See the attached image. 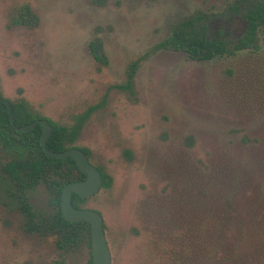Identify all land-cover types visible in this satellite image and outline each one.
Wrapping results in <instances>:
<instances>
[{
  "label": "rangeland",
  "instance_id": "374dc122",
  "mask_svg": "<svg viewBox=\"0 0 264 264\" xmlns=\"http://www.w3.org/2000/svg\"><path fill=\"white\" fill-rule=\"evenodd\" d=\"M234 1L0 0V102L81 124L66 149L107 176L80 207L102 215L111 264H264V29L257 49L211 60L153 49ZM24 220L0 201V264H88L84 242L63 249Z\"/></svg>",
  "mask_w": 264,
  "mask_h": 264
},
{
  "label": "trees",
  "instance_id": "16d2710c",
  "mask_svg": "<svg viewBox=\"0 0 264 264\" xmlns=\"http://www.w3.org/2000/svg\"><path fill=\"white\" fill-rule=\"evenodd\" d=\"M28 13L27 8L21 11L22 16ZM216 19L221 22L216 23ZM237 21L243 25L239 35L227 28V24L232 25ZM260 29H264V0H235L219 14L198 12L185 18L175 24L170 35L153 49L183 50L190 59L198 61L224 55L233 56L244 49H257V33ZM133 71L134 67H131L129 80ZM118 87L124 88V85ZM10 103L17 125L41 117L31 115L22 101ZM46 119L51 125L46 147L53 151H62L70 146L81 124L69 127ZM40 135V123H36L28 132L17 131L10 123L5 103L0 102V201H11L22 211L27 232L56 234L58 246L66 250L84 242L89 249L88 264H91L90 224L86 221H67L60 209L62 187L70 181L84 179L85 174L70 156H47L41 148ZM81 149L89 157V151L83 147ZM97 168L103 176L104 186L107 184V176ZM38 186H42L49 194V211L34 209L29 203V194ZM84 200L72 192L71 202L74 206L80 207Z\"/></svg>",
  "mask_w": 264,
  "mask_h": 264
},
{
  "label": "water",
  "instance_id": "95a60500",
  "mask_svg": "<svg viewBox=\"0 0 264 264\" xmlns=\"http://www.w3.org/2000/svg\"><path fill=\"white\" fill-rule=\"evenodd\" d=\"M11 125L19 132H28L36 123L41 124L40 145L47 156L64 158L70 156L76 162L79 170L85 174V178L79 181L66 183L61 190L60 209L64 219L70 222L86 221L90 224L91 235V264H111V253L106 240L103 217L93 209L77 207L71 202L72 192L81 198H87L96 194L102 187L103 177L99 169L91 163L86 153L76 147H70L62 151H53L46 147V139L51 132V125L47 119H35L23 125H16L11 105L3 99Z\"/></svg>",
  "mask_w": 264,
  "mask_h": 264
},
{
  "label": "flooded vegetation",
  "instance_id": "af4514ba",
  "mask_svg": "<svg viewBox=\"0 0 264 264\" xmlns=\"http://www.w3.org/2000/svg\"><path fill=\"white\" fill-rule=\"evenodd\" d=\"M2 98L0 97V100H1Z\"/></svg>",
  "mask_w": 264,
  "mask_h": 264
}]
</instances>
